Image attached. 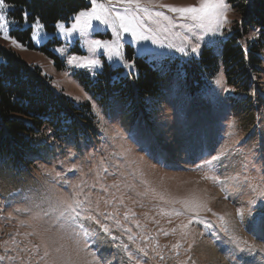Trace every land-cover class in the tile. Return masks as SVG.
<instances>
[{
  "label": "rangeland",
  "instance_id": "obj_1",
  "mask_svg": "<svg viewBox=\"0 0 264 264\" xmlns=\"http://www.w3.org/2000/svg\"><path fill=\"white\" fill-rule=\"evenodd\" d=\"M86 2L81 10L90 11L93 5ZM197 3L142 0L141 6L152 11L151 18L138 14L147 40L124 32L112 18L108 24L93 19L87 37L69 31L74 20L60 21L63 32L57 25L54 30L44 26L47 38L39 47L12 37L11 23L8 36L24 48L0 34V43L40 68L61 97L89 104L95 123L80 138L69 133L57 141L48 131L41 138L44 150L33 155L37 161L27 171L0 169V257H5L0 264H88L90 253L99 255L97 234L110 241L101 251L111 264H264V239L253 231L249 215L254 212L249 202L258 203L264 192V47L259 72L246 58V91L231 84L223 62L214 73V66L200 61L203 52L220 55L242 18L233 7L220 32L205 34L160 7ZM96 8L102 16L104 8L113 16L130 14L119 0H97ZM7 11L0 10V15L11 21ZM155 11L171 19L156 17ZM244 38L252 40L256 34ZM97 39L115 42L113 48L134 65L127 69L129 76L123 75V66H112L118 58L110 60L108 49L90 50L87 41ZM198 42L199 52L192 53ZM72 57L77 59L69 63ZM93 59L101 64L87 66ZM139 59L165 77V88L156 97L144 99L134 86L133 97L118 93H126L127 83L135 84ZM130 97L147 110L134 111ZM213 156H221L224 166L212 161ZM245 176L251 181L245 182ZM249 183L257 186L255 191ZM72 196L82 201L76 206L81 217L95 216L116 239L99 232L91 220H82L83 227H68L55 206ZM238 209H243V218ZM249 244L256 246L254 252L247 250Z\"/></svg>",
  "mask_w": 264,
  "mask_h": 264
},
{
  "label": "trees",
  "instance_id": "obj_2",
  "mask_svg": "<svg viewBox=\"0 0 264 264\" xmlns=\"http://www.w3.org/2000/svg\"><path fill=\"white\" fill-rule=\"evenodd\" d=\"M229 2L242 20L226 38L220 55L205 50L200 61L204 65L214 66V73L219 63L223 62L231 84L238 87L243 85L246 91L250 83L246 58L255 73L259 72L258 66L262 63L260 51L264 47V0ZM6 3L15 5L8 8L9 19L19 21V26L11 24L10 35L31 47L34 46L32 29L23 28V11L29 13V23L34 16H39L45 28L54 30L58 22L69 21L74 13L87 7L86 0H6ZM252 32L256 38H244ZM138 64L140 73L135 78V84L130 86L127 83L126 93L122 90H118V93L133 97L134 86L140 97H156L165 88V77L144 59H139ZM63 97L52 88L40 68L32 67L16 52L0 43V169L12 167L18 173L33 167L37 161L33 155L44 150L41 138L48 131L53 133L54 140L61 141L62 137L67 139L69 133L80 138L87 129H95L90 105H76ZM131 97L130 107L134 111L138 108L147 110L144 104L137 107ZM154 105H150L151 109ZM77 119L84 124H78Z\"/></svg>",
  "mask_w": 264,
  "mask_h": 264
},
{
  "label": "snow or ice",
  "instance_id": "obj_3",
  "mask_svg": "<svg viewBox=\"0 0 264 264\" xmlns=\"http://www.w3.org/2000/svg\"><path fill=\"white\" fill-rule=\"evenodd\" d=\"M119 2L123 5L128 6L126 8V12L130 10V14H121L120 12H116L115 16H113L112 12L109 11L108 8L103 9V16L98 14L97 12V0H90V3L93 5V8L90 11L81 10L78 13H74L70 20H74L75 22L72 23L71 28L69 29L70 32L78 33L81 37H87L89 33V29L92 28V20L95 19L103 24L109 23V18H112L113 23L119 21V27L123 29L126 33H131L132 35L138 36L139 39L147 40L149 37L142 35V28L140 22L138 20L139 12H143L147 14L149 18L152 16V11L148 7H142V0H119ZM111 5L109 4V7ZM134 6V8H133ZM10 7H15L14 4L6 3V0H0V10H4ZM161 8H167L171 12L178 14V16L183 20L190 22L191 27L200 30L205 34H214L221 31L222 27L229 23L227 13L232 10L233 6L229 3V0H198L196 5H169V4H161ZM139 10V11H137ZM29 13L25 10L22 13V20H23V27L24 28H31V39L34 42V46L39 47L42 43V40L47 38V33L44 32V25L40 22L39 16H34L31 23L28 21ZM156 17H163L165 20L171 19L170 17L166 16L163 11H155ZM11 23L14 26H19V21L12 19L9 21L5 18L4 15H0V34L4 35L5 39H12V44L15 47L24 48L23 44H20L19 41L15 40L8 36V25ZM57 29L60 32L64 31L63 23H57ZM191 31V28L189 29ZM96 32H99L100 29L97 27L95 29ZM43 33V36L41 35ZM119 33L117 32V36ZM185 40L189 41V45H191V41L189 37H185ZM197 41H199L200 37H196ZM115 42L110 41H103V40H88L87 44L90 47L92 52H95L97 49H108V57L110 60L113 59V56L117 57L118 59L113 60L112 66L119 68L123 66L126 71L124 72V76H129L130 73L127 69L134 67L132 64H128L124 61L123 57L121 56L120 52L113 48V44ZM200 48L199 42L194 46L191 47L192 53H198ZM184 51V49H181ZM76 57H72L69 60V63H74L76 61ZM101 62L99 60H89L87 61V66L91 67L94 65H100ZM32 67H36V65H32ZM212 161H217L221 167L224 166L223 159L221 156H213ZM212 161L205 160L204 163L208 164ZM199 166V165H198ZM76 167L75 165L73 166ZM59 175V174H57ZM245 182L251 181L252 177L245 176ZM249 187L253 188V191L256 189V185L251 183L248 184ZM75 187H79L76 185ZM82 201L75 199L74 196L70 198H61L58 200L55 208L60 209V216L65 218L68 227H72L73 225H78L83 227L81 223L82 220H91L96 225H99V232L106 234V236L111 237L112 240H115L116 237L112 236L111 229L106 224H101V221L96 219L93 215H87L81 217V213L76 210V206L80 205ZM253 204V211H250L249 215L251 216V222L254 225L253 231L257 232L258 235L264 239V192L260 193V200L258 203H253L252 201L249 202ZM62 206V208H61ZM198 206L192 207L193 211L197 210ZM237 214L243 218L244 211L243 209H238ZM194 220L198 221V217H193ZM220 219H224L220 217ZM257 220L259 221V228L255 227ZM199 222V221H198ZM191 223V221H190ZM88 235V233H85ZM105 245H110V241L104 239L103 237L97 234L96 236V249L99 252V255L96 253H90L92 256V261L88 262V264H111V262L103 256V252L101 249ZM87 246V245H85ZM126 249L127 245H123ZM173 248L178 247V245H173ZM247 250L250 252H254L256 250L255 245H247ZM143 255H147L143 249H139ZM244 251V249H241ZM260 251L264 252V246H260ZM47 255V253H45ZM128 258H132V253H126ZM5 259V257H0V260ZM67 264V262H65ZM72 264H75L73 261ZM119 264V262H118Z\"/></svg>",
  "mask_w": 264,
  "mask_h": 264
}]
</instances>
